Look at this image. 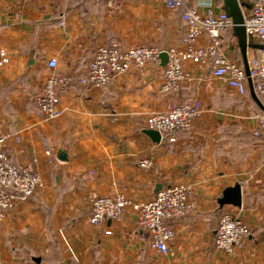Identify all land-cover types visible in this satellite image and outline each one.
Returning a JSON list of instances; mask_svg holds the SVG:
<instances>
[{
  "label": "crops",
  "instance_id": "obj_1",
  "mask_svg": "<svg viewBox=\"0 0 264 264\" xmlns=\"http://www.w3.org/2000/svg\"><path fill=\"white\" fill-rule=\"evenodd\" d=\"M213 5L223 10L222 0ZM183 35L182 10L150 0H120L117 10L94 0H0V48L9 55L0 71V135L18 137L6 142L9 160L20 169L37 167L42 178L4 218L0 264H264V128L250 116L234 117L236 95L211 77L210 66L189 65L193 82L167 94L159 91L161 64L100 89L78 82L98 46L167 49ZM222 41L242 65L232 29ZM51 58L55 72L72 82L59 91L61 116L45 121L34 97ZM193 98L203 112L174 143L144 134L150 115ZM258 100L261 111L264 98ZM142 159L152 162L148 170L139 168ZM177 182L195 184L194 208L169 222L174 238L166 256L149 247L130 209L118 222H89L92 195L121 191L144 201ZM236 183L249 234L230 257L216 251L213 237L222 210L234 209L217 199Z\"/></svg>",
  "mask_w": 264,
  "mask_h": 264
},
{
  "label": "built area",
  "instance_id": "obj_2",
  "mask_svg": "<svg viewBox=\"0 0 264 264\" xmlns=\"http://www.w3.org/2000/svg\"><path fill=\"white\" fill-rule=\"evenodd\" d=\"M20 4H30L33 0H16ZM111 10L120 7V0H94ZM160 2L169 10H182L184 35L179 45L158 49L148 45L122 47L110 43L95 48L85 73L78 82L88 89L105 87L114 77L129 71L142 72L149 65L161 64V54L165 53L166 63L162 67L159 91L162 94L176 90L181 84H191L194 80L189 65L210 66L214 80L221 81L234 95L249 94L248 82L258 99L264 98V0H236L243 17V27L248 42L260 46L247 48L248 76L242 65L231 55L223 44L222 37L231 31L233 23L224 10H218L213 0H199L194 6H187L184 0H150ZM63 25V22H61ZM9 64V55L0 48V71ZM48 73L34 97V104L41 117L50 121L61 116L59 91L72 82V78L55 72L57 61H47ZM203 112L198 98L170 106L150 115L146 120L147 129L159 135V143H174L178 132H188L192 123ZM258 128H264V108L249 117ZM257 135V130L253 131ZM18 141L12 134L0 135V228L5 216L14 209L17 202L33 196L42 185L37 167L18 168L5 151L9 138ZM149 159L138 162L139 168L148 170ZM195 184L177 182L161 188L154 197L144 201H133L123 192L89 197L90 224L118 222L126 209L136 216L138 226L149 237V247L162 256L169 253L174 238V230L169 222L182 217L194 208ZM106 235L110 231H105ZM249 234V227L239 216L238 208L225 209L219 215L213 244L216 251L226 256H234Z\"/></svg>",
  "mask_w": 264,
  "mask_h": 264
},
{
  "label": "water",
  "instance_id": "obj_3",
  "mask_svg": "<svg viewBox=\"0 0 264 264\" xmlns=\"http://www.w3.org/2000/svg\"><path fill=\"white\" fill-rule=\"evenodd\" d=\"M223 10L228 14L231 18L233 27L232 31L234 33V37L236 39V43L239 49V53L241 56L242 67L244 69L245 75L248 76V66H247V48L257 49L260 46L255 43L248 42L245 34V30L243 27V17L240 10V7L243 5L242 3H238L236 0H222ZM166 63V55L165 53L161 54V65L163 66ZM248 82V90L251 99L259 105V100L255 96L252 86L250 84L249 79ZM144 134L147 135L153 142L159 143V135L157 132L146 129L144 130ZM58 159L63 161L65 158L58 155ZM217 204L220 207L229 205L235 208L241 207V189L239 184H234L231 187H226L222 190L221 196L217 199Z\"/></svg>",
  "mask_w": 264,
  "mask_h": 264
},
{
  "label": "rangeland",
  "instance_id": "obj_4",
  "mask_svg": "<svg viewBox=\"0 0 264 264\" xmlns=\"http://www.w3.org/2000/svg\"><path fill=\"white\" fill-rule=\"evenodd\" d=\"M244 98H239V97H234L233 98V105L235 107L234 109V117L238 116H253L256 113H259L260 110H258V108L252 103L251 99L249 98V96L245 95L243 96ZM242 116V117H243ZM236 119V118H234Z\"/></svg>",
  "mask_w": 264,
  "mask_h": 264
},
{
  "label": "trees",
  "instance_id": "obj_5",
  "mask_svg": "<svg viewBox=\"0 0 264 264\" xmlns=\"http://www.w3.org/2000/svg\"><path fill=\"white\" fill-rule=\"evenodd\" d=\"M249 98L251 99L250 95L248 94ZM251 101L253 102V104H255V102L251 99ZM256 105V104H255Z\"/></svg>",
  "mask_w": 264,
  "mask_h": 264
}]
</instances>
